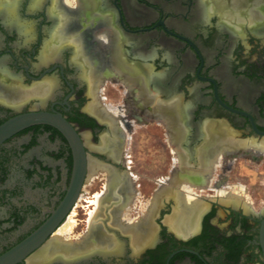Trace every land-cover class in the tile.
I'll return each instance as SVG.
<instances>
[{
  "label": "flooded vegetation",
  "instance_id": "obj_1",
  "mask_svg": "<svg viewBox=\"0 0 264 264\" xmlns=\"http://www.w3.org/2000/svg\"><path fill=\"white\" fill-rule=\"evenodd\" d=\"M98 1L99 9L80 21L71 16L63 31L85 34L90 57L86 34L103 36V27L111 28L105 20L110 21L123 38L127 64L152 71L155 80L145 97L133 81L136 76L121 72L131 90L122 77L105 73L98 78V61L92 62L95 80L89 87L72 61L74 43L63 42L58 55L43 60L45 45L61 30L58 23L66 21L60 15L71 14L79 0H0V74L28 93L52 84L48 93L19 99L20 105L0 96V127L27 114L55 118L0 142V257L45 230L49 234L16 263L32 264L73 216L74 227L63 234L70 245L80 243L96 224L115 245L58 255L46 264H264V1L247 0L236 7L227 0L228 15L241 26L235 32L226 27L232 18L224 16L225 9L205 11L209 0ZM137 94L145 103L139 98L137 104ZM176 96L190 111L181 145L172 140L167 116L156 109ZM205 123L222 124L232 142L243 146L216 162L212 152L224 143L217 139L201 161ZM151 124L162 135H138L136 127ZM178 147L189 155L185 169L178 162ZM82 173L76 194L75 180ZM173 179L187 181L179 185ZM163 188L173 195L154 211L149 233L134 243L135 232L121 231L112 211L121 222L139 223L150 215V202ZM70 194L74 202L59 224L45 228ZM184 194L201 205L187 233L166 222L178 210L176 197ZM104 196L121 202L109 203L95 218L104 208L96 201Z\"/></svg>",
  "mask_w": 264,
  "mask_h": 264
},
{
  "label": "bare ground",
  "instance_id": "obj_2",
  "mask_svg": "<svg viewBox=\"0 0 264 264\" xmlns=\"http://www.w3.org/2000/svg\"><path fill=\"white\" fill-rule=\"evenodd\" d=\"M246 2L247 0H232L231 5L240 7V6H243ZM207 3H208L207 6L204 5L205 11L206 9H208V7H210V8H216L218 9V11H222L224 13V9H225L224 16L232 18V19H229L230 22H227L228 25L226 27L230 28L233 32L241 28L239 23L237 24L234 23L233 16L228 15L229 11H227L226 9H228L229 3L227 0H209V2L207 1ZM231 7L233 8V6ZM99 8H100V3L98 0L97 1L96 0H79L78 6L76 8H73V10L71 11V14L66 11L65 12L63 11L60 17H63L66 21L64 20L65 22L60 21L58 23V27H60L61 30L60 31L58 30L59 32L55 31V33L52 34L48 43L45 45L43 53H42L43 60L45 61L46 59H50L58 55L57 54L58 49H59L58 46L62 44L63 42L74 43L75 51H74V56L72 58V61H75L78 64L79 70H80V78L85 80L89 87H90V84L93 78V71H94L92 69V62L98 61L99 62L97 63L98 68L96 67L98 69L96 71L98 78H100L105 73H108L112 76L122 77L121 72L129 76H136L135 79H133V81L136 85H138V92H140V95L145 97L146 96L145 94L148 92V89H149V83L154 82L155 80L154 76L152 75V71L148 66L143 65V64L140 66L127 64V62L124 60V56L122 52L123 38L121 37V35L118 34V32H116V29H114L110 21L107 22L105 20L104 25L109 24L111 28L109 29L107 27H103V30H104L103 36L101 37L96 36L95 31L91 32L90 35L86 34V40L88 41V44L90 45V53H91L90 57L88 56L89 54H88L87 47L84 44L85 34L73 36V35H68L65 31H63V27L65 26L67 19L70 18L71 16L76 17V19L77 20L79 19L80 21V19H83L85 15L91 9L97 10ZM256 14L257 13H255L254 16H256ZM96 16H94V18ZM79 21H76L75 23L79 24L80 23ZM245 23L247 22L245 21ZM100 28L102 29V27H99L98 30ZM106 28L107 30H105ZM122 79L126 84H128L129 89L131 90L132 86L126 80V78L124 79L122 77ZM94 80L92 81L93 83H94ZM41 85L42 86L39 85V87H35L32 90L33 92L30 91L28 93L26 90L21 89L17 84H14L12 82L10 83V81H8L6 74H3V73L0 74V96L8 99L9 101H12V103L13 101L17 103L22 102L30 93L31 94L39 93V95L45 94L46 92L48 93L49 90L52 88L51 83H47L45 85L41 84ZM137 95H136V99H137L136 102L138 104L139 98L141 100V97L139 96V94ZM19 99H22V101H19ZM9 101L7 103H9ZM147 101L151 102L149 97ZM156 102H159V101L153 100L152 104L153 103L155 104ZM93 107L94 106L92 105H88L87 109L89 111H93L94 110ZM156 109H157L159 116L160 115L167 116L169 120V125L171 126V128L169 129H171L172 140L175 141L178 145H181L182 142L186 141V137L188 134L187 121H188L190 111H189V108L184 105L181 98L179 96H176V98L170 101L167 105L159 104ZM110 116L116 119L115 114L113 115L110 114ZM202 127H203L202 131H203L205 140H204V143L198 149L200 160L201 159L205 160V157L208 156V154L211 152V149L215 147L214 146L213 148H211V146L214 144V142L217 139H222V141L224 140V143L223 142L218 143L219 144L218 148L215 149L216 151L214 150L212 152L213 154L214 152H216V158L214 159V161L216 162L218 161L217 159L219 155L224 156L226 154L227 155L232 154L234 151H236L240 146H243L244 144L241 142H237V143L232 142V140L230 139L229 131L222 124L205 123L204 126ZM109 141L110 140L107 141V144L111 142ZM176 152L178 153V156H179L178 159H179V165L181 166V168H184V169L187 168V164L189 162V155L185 151L180 149L179 147L177 148ZM183 181L186 182L187 180L186 179L185 180H179V179L171 180V182L179 184V185ZM178 194L176 196H178ZM172 195H173V192H171L169 188L160 189L159 193L150 202V205H149L150 215L149 216L146 215L145 219L143 217L144 220L141 219V222L139 223L137 222L135 224H132L131 222H126V223L121 222V219L117 215L115 209L112 211L111 219H114L115 224L122 226L121 231H124V232L134 231L136 234L135 236L136 238L132 239V241L138 244L139 242L138 239H140L141 236L143 235H147L149 231L151 230L152 220H153L152 218L154 217V211L157 210L158 207L162 205L164 198H168L169 196L171 197ZM188 196L184 194V195H180L178 198L176 197V201H177L176 204L177 205L179 204L177 206L178 210L176 209V211H174V214L172 216L166 218V222L169 225H172V228H176L177 226V228L182 231L181 233L183 232L187 233L194 228L197 222L198 214L201 209L200 207L201 205H199L196 201H194V199H191ZM120 200L121 198L117 200L116 196H111V197L104 196L103 198L99 197L96 201L97 207L100 208V206H104V208L100 209L99 212L95 213L94 217L96 218V217L102 216L106 205H108L109 203H117V202L119 203ZM114 211L115 213H113ZM72 224L74 223L71 221L65 224L64 227H62V229L60 230V233L58 235H55L56 237L52 240V243L44 247L39 253H37L32 258V264H46L48 263V261H51L52 258L57 257L58 255H62L63 257H66L72 254L74 255L77 253H81L87 249L94 248V247L104 249V248L112 247L115 245L114 238L111 236H106L103 230L101 229L100 225L98 224H96L95 226H92L88 230L86 237H84L81 241H79L80 243H78L77 245H70L67 242V240L63 238V234L71 232ZM61 259L63 260L62 257Z\"/></svg>",
  "mask_w": 264,
  "mask_h": 264
},
{
  "label": "water",
  "instance_id": "obj_3",
  "mask_svg": "<svg viewBox=\"0 0 264 264\" xmlns=\"http://www.w3.org/2000/svg\"><path fill=\"white\" fill-rule=\"evenodd\" d=\"M54 120L55 118L48 114H27L15 118L7 122L2 127H0V142L5 138H7L8 136H10L11 134L21 129H24L30 125L36 123H51L54 122ZM82 179H83V173L76 177L75 180L76 194L79 192ZM74 198H75L74 195L70 194L64 207L60 208V210L54 216L53 221L49 224V226L45 228H49L50 230H53L59 224L63 214L68 211V209L71 207L72 203L74 202ZM48 234L49 232L44 230L33 235L28 240H26L21 245H19L17 248L1 256L0 264H16L20 262L22 258H24L30 251L33 250V246L41 242Z\"/></svg>",
  "mask_w": 264,
  "mask_h": 264
},
{
  "label": "rangeland",
  "instance_id": "obj_4",
  "mask_svg": "<svg viewBox=\"0 0 264 264\" xmlns=\"http://www.w3.org/2000/svg\"><path fill=\"white\" fill-rule=\"evenodd\" d=\"M136 128H138V135L141 134L142 132L146 133L147 131H149L151 134L152 133H157L159 135H162V133H161L162 129L159 126L155 125V124L154 125L151 124L148 127H144V128L143 127H136ZM178 162H179V159H178ZM247 187L248 188H255L256 186L248 185ZM257 187L260 188L261 186H257ZM262 203H263V199L259 200L257 205L259 206ZM70 219L68 221H71V222L74 223L73 220L75 219V217L72 216ZM73 227H74V224H73Z\"/></svg>",
  "mask_w": 264,
  "mask_h": 264
}]
</instances>
